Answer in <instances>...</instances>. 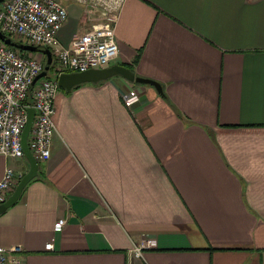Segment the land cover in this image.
I'll return each instance as SVG.
<instances>
[{"label":"crops","instance_id":"crops-1","mask_svg":"<svg viewBox=\"0 0 264 264\" xmlns=\"http://www.w3.org/2000/svg\"><path fill=\"white\" fill-rule=\"evenodd\" d=\"M60 1L68 46L90 23ZM116 38L110 65L140 51L135 74L163 93L122 76L60 88L51 156L0 214V246L26 264H264V0H126ZM7 167L19 181L30 163Z\"/></svg>","mask_w":264,"mask_h":264},{"label":"built area","instance_id":"built-area-1","mask_svg":"<svg viewBox=\"0 0 264 264\" xmlns=\"http://www.w3.org/2000/svg\"><path fill=\"white\" fill-rule=\"evenodd\" d=\"M84 6L89 28L75 34L68 46H62L58 32L68 19L66 6L60 0H4L0 4V30L14 34L20 40L53 54L52 76L35 78L44 71L46 56L24 54L0 40V155L25 157L22 132L27 124L28 109H35V118L29 135V146L38 161L51 156L55 122L56 97L60 86L58 76L63 72L85 71L110 65L119 54L116 21L126 0H75ZM98 11V20L90 22ZM125 105L133 109L140 100L136 87L122 93ZM22 177V175H20ZM19 181L12 167L5 169L0 180V203L14 191ZM67 219L60 218L55 229L60 230ZM156 241L143 239L135 243L130 254L143 257L144 250ZM53 249V243L46 245ZM21 244L0 246V264H26Z\"/></svg>","mask_w":264,"mask_h":264},{"label":"water","instance_id":"water-1","mask_svg":"<svg viewBox=\"0 0 264 264\" xmlns=\"http://www.w3.org/2000/svg\"><path fill=\"white\" fill-rule=\"evenodd\" d=\"M3 1L4 0H0V4ZM0 40L3 41L5 44L15 47L22 51L44 53L47 58L45 69L35 78L34 84L39 79L49 76V71L53 63V54L50 49H42L35 45H31L29 43L27 44L14 40L11 37L7 36V34L2 32L1 30H0ZM115 76H122L125 79L140 85H152L159 93H163V86L160 82L148 77L136 75L133 70L118 63H113L111 65L101 68H90L85 71L63 72L58 76V84L60 88H62L64 91L71 92L75 86L84 83H98L104 80H108ZM34 118H35V109L29 108L27 124L22 132V137H21L22 148L24 150L25 157L30 163V169L27 173H25L21 177L14 191L8 196V198L2 203H0V214L5 212L9 207L14 205L20 199L26 186L38 175L39 161L34 156L28 143Z\"/></svg>","mask_w":264,"mask_h":264},{"label":"trees","instance_id":"trees-1","mask_svg":"<svg viewBox=\"0 0 264 264\" xmlns=\"http://www.w3.org/2000/svg\"><path fill=\"white\" fill-rule=\"evenodd\" d=\"M7 36H9V35H7ZM18 41V40H17ZM20 42H22V40H20ZM12 47V46H11ZM12 48H14V49H16V50H19V49H17V48H15V47H12ZM22 53H24V54H26V52L25 51H22V50H20ZM140 55H141V52L139 51V54L133 59V61H132V63H130V64H127V63H121L122 65H124V66H126V67H128V68H130L131 70H133L134 71V65L139 61V59H140ZM51 68L53 69V66H51ZM82 85V84H81ZM81 85H78V86H76L75 88H77V87H79V86H81Z\"/></svg>","mask_w":264,"mask_h":264},{"label":"rangeland","instance_id":"rangeland-1","mask_svg":"<svg viewBox=\"0 0 264 264\" xmlns=\"http://www.w3.org/2000/svg\"><path fill=\"white\" fill-rule=\"evenodd\" d=\"M6 34L9 35V37H11L12 39L20 41V38L17 37L16 35L10 34V33H6ZM22 43L28 44V42L26 40H22ZM25 52H26V54H29V55H32V54L37 55L38 54V52H29V51H25ZM53 74H54V70L51 68L49 71V76H52Z\"/></svg>","mask_w":264,"mask_h":264}]
</instances>
